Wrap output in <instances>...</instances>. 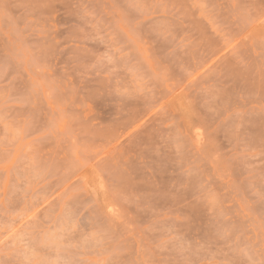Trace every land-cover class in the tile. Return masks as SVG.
I'll return each mask as SVG.
<instances>
[{
  "label": "rangeland",
  "instance_id": "374dc122",
  "mask_svg": "<svg viewBox=\"0 0 264 264\" xmlns=\"http://www.w3.org/2000/svg\"><path fill=\"white\" fill-rule=\"evenodd\" d=\"M0 264H264V0H0Z\"/></svg>",
  "mask_w": 264,
  "mask_h": 264
},
{
  "label": "bare ground",
  "instance_id": "6f19581e",
  "mask_svg": "<svg viewBox=\"0 0 264 264\" xmlns=\"http://www.w3.org/2000/svg\"><path fill=\"white\" fill-rule=\"evenodd\" d=\"M195 27H196V26H195ZM201 36H202V35H201ZM202 42H203V41H202ZM206 44H207V43H206ZM205 46H207V45H205ZM208 47H209V46H208ZM209 48H210V47H209ZM210 51H211V50H210ZM170 93H171V92H170ZM133 94H135V93H133ZM131 95H132V94H131ZM135 95H136V94H135ZM93 96H95V92H94V95H93ZM143 97H144V96H143ZM143 97H142V98H143ZM149 97H150V96H149ZM164 97H165V96H164ZM122 98H123V97H122ZM147 98H148V97H147ZM152 98H153V97H152ZM152 98L150 97V99H152ZM153 99H154V98H153ZM133 100H134V99H133ZM139 100H140V99H139ZM141 100H142V99H141ZM148 100H149V99H148ZM143 101L147 102V100H143ZM133 102H134V101H133ZM153 102H154V101H153ZM142 103H143V102H141V104H142ZM148 103H149V102H148ZM122 104H123V103H122ZM125 104H127V103L125 102ZM128 104H129V103H128ZM146 104H147V103H146ZM146 104H145V105H146ZM149 105H150V104H149ZM149 105H148V106H149ZM146 106H147V105H146ZM144 108H145V107H144ZM139 109H140V108H139ZM146 109H147V108H146ZM118 110H119V109H118ZM142 110H143V108H142ZM142 110H141V111H142ZM138 111H139V110H138ZM142 112H143V111H142ZM116 114H117V113H116ZM140 116H141V115H140ZM132 117H133V116H132ZM116 118H118V117H116ZM113 119H114V118H113ZM126 119H128V118H126ZM120 120H121V119H120ZM133 120H134V119H133ZM112 121H113V120H112ZM114 121H115V120H114ZM116 121H117V119H116ZM126 121L128 122V120H126ZM127 122H126V123H127ZM112 123H113V122H112ZM123 123H124V122H123ZM123 123H122V124H123ZM113 124L115 125V123H113ZM113 124H111V125H113ZM119 124H121V123H119ZM124 124H125V123H124ZM109 125H110V124H109ZM91 127H92V126H91ZM112 127H113V126H112ZM116 127H117V125H116ZM118 127H119V126H118ZM100 128H101V127H100ZM103 128H104V127H103ZM122 128H123V127H122ZM125 128H127V127H125ZM110 129H111V128H110ZM112 129H113V128H112ZM112 129H111V130H112ZM116 129H117V128H116ZM107 130H108V129H107ZM125 130H126V129H125ZM89 131H90V130H89ZM98 131H99V130H98ZM113 131H114V130H113ZM115 131H116V130H115ZM117 131H118V130H117ZM121 131H122V130H121ZM103 132H104V131H103ZM107 132H108V131H107ZM96 133H97V132H96ZM96 133H95V134H96ZM112 133H113V132H112ZM95 134H94V135H95ZM121 134H123V133H121ZM101 135H102V134H101ZM116 135H117V134H116ZM92 136H93V135H92ZM97 136H98V135H96V137H97ZM93 139H94V138H93ZM114 168H115V167H114ZM115 172H116V171H115ZM116 173H117V172H116Z\"/></svg>",
  "mask_w": 264,
  "mask_h": 264
}]
</instances>
